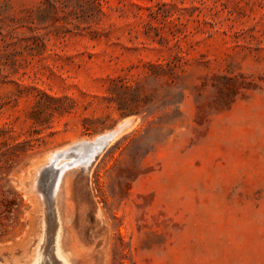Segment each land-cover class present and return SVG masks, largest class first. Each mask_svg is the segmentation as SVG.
I'll use <instances>...</instances> for the list:
<instances>
[{
    "label": "rangeland",
    "instance_id": "1",
    "mask_svg": "<svg viewBox=\"0 0 264 264\" xmlns=\"http://www.w3.org/2000/svg\"><path fill=\"white\" fill-rule=\"evenodd\" d=\"M62 145L77 264H264V0H0V264H54Z\"/></svg>",
    "mask_w": 264,
    "mask_h": 264
},
{
    "label": "bare ground",
    "instance_id": "2",
    "mask_svg": "<svg viewBox=\"0 0 264 264\" xmlns=\"http://www.w3.org/2000/svg\"><path fill=\"white\" fill-rule=\"evenodd\" d=\"M132 120H133L132 117H127V118L121 120L113 129L111 128L110 130H106L104 133L102 132V133H100V135L99 134H98V136L96 135L97 137L94 136L93 138L83 139L81 141H78V140H80V139H78V140H75L72 142H67L65 144L67 146V144L73 145L75 143H79L78 146L79 147L81 146L80 148L83 147L84 149H86V153L88 152V150H90L91 153H96L98 151V149L101 148L102 145H104V146L106 145V147H107V145H109L111 142L113 143L114 139L116 137H118V135L121 132H124L127 127L129 128L131 126V123L133 125L134 121L132 122ZM64 147H65V145H64ZM56 148H57V150H55ZM56 148H53L52 150L47 152L44 155V157L40 160V162L32 168L31 174L28 177V178H30L28 192L34 193L40 189L39 188V181L43 176L46 178L47 181H49V188H50L49 191L51 190V192H53V196L55 197L54 205L57 206L55 220H54V222L49 223L48 230H47L48 241L50 244V252H49L50 255L49 256H51L49 259H51L54 264H77L78 258L76 257L75 252L73 251L72 247L70 246L69 232H68L67 227H66V224L69 222V220L71 218V211H70V203L68 202L67 197H66V188L65 187H66V183L68 182L69 176L78 172V169H79L76 167V169L70 170L69 168L73 165H76L79 162H83V160H85L88 157V154L85 153L84 155H81L78 158L71 159V157H73L74 154L70 158L66 157L63 149H67V148H63V145H62V148H59V146ZM78 150L81 151V149H78ZM73 153H75V155H77L76 151ZM94 155H96V154H94ZM94 155H93V157H94ZM69 156H70V154H69ZM86 168H88V167H86ZM44 182H46V181H44ZM37 193H39V192H37ZM42 196H43V194H42ZM62 202H63V208L61 210L60 207L58 206V204L62 203ZM42 206H43V204H42ZM47 214H49V213H47ZM52 216L53 215H51V217ZM47 219H45V220H47ZM43 232H44V235L42 233L41 234L43 235V238L46 240L47 236L45 235V232H46L45 228H44ZM42 244L44 245L45 243H42ZM37 250H38V252L35 255L34 259L30 262V264H40V262L44 256L42 254L43 250L42 251L40 249H37ZM47 253H48V251H47ZM44 254H46V253H44Z\"/></svg>",
    "mask_w": 264,
    "mask_h": 264
},
{
    "label": "trees",
    "instance_id": "3",
    "mask_svg": "<svg viewBox=\"0 0 264 264\" xmlns=\"http://www.w3.org/2000/svg\"><path fill=\"white\" fill-rule=\"evenodd\" d=\"M8 160L11 161L9 164H11L13 162L12 158L7 159L6 162H9ZM2 172H3L2 169H0V174ZM7 194L9 195L8 196L9 197V201L12 204H14L17 201V199L19 198V194L16 191H14V190H11V189L7 190Z\"/></svg>",
    "mask_w": 264,
    "mask_h": 264
},
{
    "label": "water",
    "instance_id": "4",
    "mask_svg": "<svg viewBox=\"0 0 264 264\" xmlns=\"http://www.w3.org/2000/svg\"><path fill=\"white\" fill-rule=\"evenodd\" d=\"M28 187H29V185H28Z\"/></svg>",
    "mask_w": 264,
    "mask_h": 264
}]
</instances>
